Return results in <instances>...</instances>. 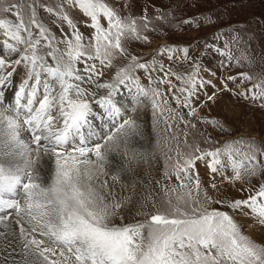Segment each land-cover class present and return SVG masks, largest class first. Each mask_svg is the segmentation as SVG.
<instances>
[{"label":"snow or ice","instance_id":"6c2138e0","mask_svg":"<svg viewBox=\"0 0 264 264\" xmlns=\"http://www.w3.org/2000/svg\"><path fill=\"white\" fill-rule=\"evenodd\" d=\"M131 8L130 0H0V211L17 217L12 264H264V236L255 239L236 219L264 225V140L219 141L194 122L230 135L195 102L201 92L213 101L228 91L264 109V71L226 75L217 87L200 77L188 46L159 47L144 60L131 45L151 43L164 22L208 18ZM233 33H216L219 43L205 47L224 58L221 67L254 66L250 45L237 56L245 41ZM165 54L167 65L157 59ZM141 105L152 110L151 130L125 114ZM157 151L169 183L143 195L136 170ZM43 157L47 175L38 167ZM199 166L213 179L205 182ZM216 176L240 182L242 197H214Z\"/></svg>","mask_w":264,"mask_h":264},{"label":"rangeland","instance_id":"374dc122","mask_svg":"<svg viewBox=\"0 0 264 264\" xmlns=\"http://www.w3.org/2000/svg\"><path fill=\"white\" fill-rule=\"evenodd\" d=\"M47 2L51 4L54 0H47ZM130 2L132 5L131 11L135 15H140L142 9L146 8L148 14L154 16L156 8H159L161 11L169 13L174 12L177 20L183 18H195L198 21H205V18H208L204 23L199 25L193 24L180 26L174 23L172 26H169L167 22H164L159 31L150 34L151 43L145 44L143 42H134L131 45L135 53L141 55L144 60H151L155 56L159 47L188 46L191 55L199 58L200 77L207 81H211L217 87H219L221 79L226 75L235 76L242 71L249 73L264 71V0H130ZM40 18L46 23V25L52 27L53 31H56L57 34H59L56 25L53 23L54 18L49 17L47 13H41ZM65 30H67L66 26ZM80 30L84 32L86 37L90 31L82 25L80 26ZM233 30H236L245 41V43L241 44L240 48L235 50L237 56L243 55L245 48L250 45L249 54L255 61L254 66H247L243 63L237 66L233 61L230 67H221V61L224 58L215 51L205 47L206 42L209 44L219 43V41L213 40L214 34L224 32L229 38H231L234 34ZM157 59L162 60L166 65L169 63L166 54L157 57ZM111 75L112 73L110 71L106 72L104 79H108ZM142 83H147L146 78H144L143 75ZM173 83L176 84L177 82L173 79ZM228 87L233 89L234 92L239 90L237 85L231 82L228 84ZM161 88L167 93V84L162 85ZM206 92L212 94L213 89L208 87L206 88ZM9 93L11 94L10 91ZM220 98L227 102L228 111H224V114H215V103L216 100ZM169 100L172 103V106L175 107V102L171 101L170 94ZM201 101H203V103H201ZM195 103L200 116L216 118L227 128L231 129L230 135H222L219 134L218 130H214L211 125L194 121L197 123V129L210 133L217 140H229L233 139L235 136H243L257 141L264 140V109H261L228 91L219 92L213 101H207L206 96L201 92V100L196 101ZM183 111L186 112L187 109H184ZM125 114L127 116L138 118L139 122L151 130L153 118L150 107L145 108L141 105L137 107L135 112L126 108ZM191 133L198 135L196 129L191 130ZM25 134L28 136L27 133ZM153 136H155V132H153ZM165 163L166 161L163 155L157 151L156 159L153 160L150 165L142 166L136 170L139 180L143 181V184L137 182V191L139 193L146 195L148 192H153V190H155L153 193L155 194L159 192L160 185L169 183L164 179L163 175ZM199 167L201 178L205 182L213 179L203 166ZM129 179L132 178L129 177ZM259 179L260 177L252 178V185H256ZM157 181H159L160 184H157ZM214 182L219 189V191L210 190L214 197H219L224 200H232L241 198L243 195L239 191V188L241 187L240 182L233 184L222 179L220 176H216ZM172 183H175L174 178ZM248 186V184H244V187ZM148 207L151 208V204H149ZM134 214L135 210L133 209V215ZM10 215H12V218ZM0 217H3V219L0 220H3L4 222H8L7 220H9V218V221L17 219L16 213L12 210H7L1 214ZM236 219L241 224H243L242 220L244 219L247 220V223H253L257 227L264 229V225L259 224V222L253 217L236 215ZM243 229L246 232L247 227L243 226ZM254 232H256L255 229ZM12 233L13 232L9 226H6L4 232H1L2 236L0 235V239L2 247L0 246V264H12V258L8 253L17 244V240L14 244L12 243L13 240H11V236L14 234ZM16 235L14 234V236ZM7 241H9V245L3 248L5 244L4 242ZM16 258L19 259V256Z\"/></svg>","mask_w":264,"mask_h":264},{"label":"bare ground","instance_id":"6f19581e","mask_svg":"<svg viewBox=\"0 0 264 264\" xmlns=\"http://www.w3.org/2000/svg\"><path fill=\"white\" fill-rule=\"evenodd\" d=\"M137 3H140V2H137ZM135 4H136V2H135ZM134 9V8H133ZM9 95H11L10 93H8ZM227 102L226 101H223V100H221V98L220 99H217L216 100V103H215V107H214V112H215V114H221V113H223L224 111H228L227 110V108H228V105L226 104ZM225 108V109H224ZM240 108V107H239ZM239 110V109H238ZM238 110H236V111H238ZM241 110H243V109H241ZM240 110V111H241ZM207 111V110H206ZM208 113V112H207ZM239 113H241V112H239ZM238 113V114H239ZM224 114V113H223ZM226 114V113H225ZM228 116V115H227ZM24 138L27 140V139H30V136L28 135V136H26V134H24ZM38 167L40 168V170L42 171V174H44V175H47V174H49L50 173V171H51V168H50V161L46 158V157H43L42 158V163L40 164V165H38ZM231 173H229V175H230ZM7 210H3V211H0V215L1 214H3L4 212H6ZM10 213V212H9ZM4 216V215H3ZM12 215H10V217H11ZM12 218V217H11ZM9 220H10V218H9ZM9 220H7L8 222H4L3 220H0V235H1V232H4V229L6 228V226H9V228L12 230V232L16 235L17 234V225H16V220H14V221H9ZM5 224H4V223ZM242 223L244 224H242L243 226H246L247 227V230H246V232L249 234V235H251V236H253L255 239H261V237L262 236H264V229L263 228H259V227H257L256 225H254L253 223H247V220H242ZM254 229L256 230V232H254ZM6 231V230H5ZM8 231V230H7ZM12 233V234H13ZM9 234V233H8ZM14 234H13V236H11V240H13L12 241V243L14 244L15 242H16V240H17V242H18V236L16 235V236H14ZM2 236V235H1ZM1 238V237H0ZM3 238V237H2ZM6 238V237H5ZM8 239V238H7ZM9 241H7V242H4L5 244H4V246H3V248H5L7 245H9V243H8ZM0 246H1V239H0ZM14 246V245H13ZM2 247V246H1ZM3 250V249H2Z\"/></svg>","mask_w":264,"mask_h":264}]
</instances>
